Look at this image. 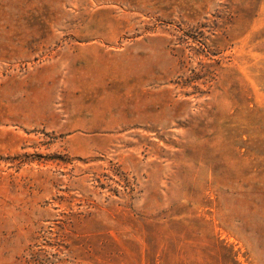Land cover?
I'll return each mask as SVG.
<instances>
[{"label": "rangeland", "instance_id": "obj_1", "mask_svg": "<svg viewBox=\"0 0 264 264\" xmlns=\"http://www.w3.org/2000/svg\"><path fill=\"white\" fill-rule=\"evenodd\" d=\"M0 264H264V0H0Z\"/></svg>", "mask_w": 264, "mask_h": 264}]
</instances>
